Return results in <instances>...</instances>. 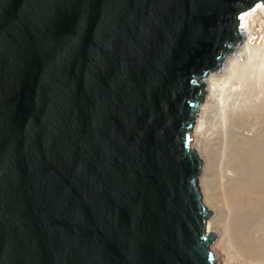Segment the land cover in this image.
<instances>
[{
  "label": "water",
  "instance_id": "water-1",
  "mask_svg": "<svg viewBox=\"0 0 264 264\" xmlns=\"http://www.w3.org/2000/svg\"><path fill=\"white\" fill-rule=\"evenodd\" d=\"M264 0H0V264H216L191 131Z\"/></svg>",
  "mask_w": 264,
  "mask_h": 264
},
{
  "label": "bare ground",
  "instance_id": "bare-ground-1",
  "mask_svg": "<svg viewBox=\"0 0 264 264\" xmlns=\"http://www.w3.org/2000/svg\"><path fill=\"white\" fill-rule=\"evenodd\" d=\"M237 22L241 41L198 81L191 149L215 263L264 264V4Z\"/></svg>",
  "mask_w": 264,
  "mask_h": 264
},
{
  "label": "rangeland",
  "instance_id": "rangeland-1",
  "mask_svg": "<svg viewBox=\"0 0 264 264\" xmlns=\"http://www.w3.org/2000/svg\"><path fill=\"white\" fill-rule=\"evenodd\" d=\"M198 105H199V103H198ZM191 138H192V136H191ZM192 142H193V140H192ZM211 246V245H210ZM211 250V249H210Z\"/></svg>",
  "mask_w": 264,
  "mask_h": 264
},
{
  "label": "built area",
  "instance_id": "built-area-1",
  "mask_svg": "<svg viewBox=\"0 0 264 264\" xmlns=\"http://www.w3.org/2000/svg\"><path fill=\"white\" fill-rule=\"evenodd\" d=\"M241 16V15H240Z\"/></svg>",
  "mask_w": 264,
  "mask_h": 264
}]
</instances>
